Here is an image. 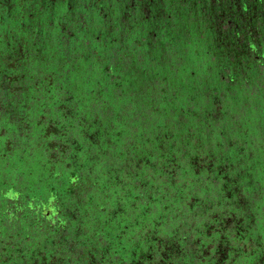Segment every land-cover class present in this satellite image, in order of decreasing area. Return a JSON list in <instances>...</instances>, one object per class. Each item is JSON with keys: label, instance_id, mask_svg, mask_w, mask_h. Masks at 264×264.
<instances>
[{"label": "trees", "instance_id": "16d2710c", "mask_svg": "<svg viewBox=\"0 0 264 264\" xmlns=\"http://www.w3.org/2000/svg\"><path fill=\"white\" fill-rule=\"evenodd\" d=\"M203 4L0 0V264H201L228 181L264 240V24Z\"/></svg>", "mask_w": 264, "mask_h": 264}, {"label": "rangeland", "instance_id": "374dc122", "mask_svg": "<svg viewBox=\"0 0 264 264\" xmlns=\"http://www.w3.org/2000/svg\"><path fill=\"white\" fill-rule=\"evenodd\" d=\"M195 1L203 4L202 1L204 0ZM182 3L185 4V1ZM203 5V7L205 8V4ZM223 8L219 7L218 5H215V7H213L214 10H217L218 14H225L226 12H228L229 7L227 5H224ZM230 9L233 12L234 9L231 7ZM250 14L251 12L246 15L245 19L249 20ZM217 21L219 22V24H221L223 29L228 28L229 26L232 27L235 24L234 22H225L226 19L223 18L221 20L216 18V22ZM206 46H203V48ZM258 51L261 54H264V46H259ZM207 65L208 63L205 61V59L196 64L197 76H201L203 71H206L205 69ZM183 80L184 79H182V81ZM191 95L192 94L190 93V97ZM187 102H189L187 98L183 99L182 105L184 106ZM14 160L20 162V160L16 157H14ZM228 175L230 176V174ZM228 182V185L226 184V181L224 182L226 184L225 189L219 194V198H229V200L224 201V205L220 203L221 200L217 198L216 195H208L207 193L204 194L203 191H201L200 194H196V191H185V194L183 196L184 204H182V213L186 212L185 209H187V207L193 206L197 202L203 208H208V210L205 209L206 211L204 214H210L208 218H205L206 223H211L209 227H207V225H203L202 228L209 233H211L212 231L216 233V238L214 240H209L207 244L200 245L201 240L194 241L193 234L188 235V237H190V243L187 242L182 245V257L184 256V250L193 248L197 252V256H200L199 260L200 262H202L201 264H240L238 261H235L236 259H238V254H250L254 252V250L258 247H262V249H264V240H262L263 235L256 230L257 224L254 223L256 217H249L250 215L255 216L256 213L250 207V199L243 195V191H238L239 184L230 181ZM186 184H188V182H186L182 178V188H185ZM189 216L190 215H186V217L182 219V234L187 233L188 225L192 222L193 218ZM262 226L263 224L260 225V229L264 230ZM228 233L231 236V240H229V242L223 243L225 241L222 239H224L225 235ZM252 264H264V255Z\"/></svg>", "mask_w": 264, "mask_h": 264}, {"label": "flooded vegetation", "instance_id": "af4514ba", "mask_svg": "<svg viewBox=\"0 0 264 264\" xmlns=\"http://www.w3.org/2000/svg\"><path fill=\"white\" fill-rule=\"evenodd\" d=\"M206 1L211 2V7L213 6L215 7V5H218L219 7L227 5L229 7L228 16L235 19V20L231 19L229 20V22H234V23L237 22L236 23L237 26H238V22L241 23L248 22V23H253L255 25L264 24V0H206ZM202 2L204 3L205 0ZM230 7L234 9L233 12L230 9ZM250 12L251 14L249 20L245 19L246 15L249 14ZM234 27L235 26H232L231 28Z\"/></svg>", "mask_w": 264, "mask_h": 264}]
</instances>
